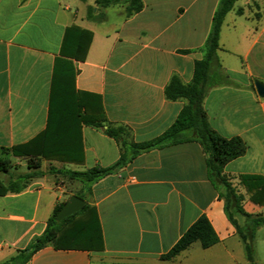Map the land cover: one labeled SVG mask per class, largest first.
Wrapping results in <instances>:
<instances>
[{"label":"crops","instance_id":"crops-1","mask_svg":"<svg viewBox=\"0 0 264 264\" xmlns=\"http://www.w3.org/2000/svg\"><path fill=\"white\" fill-rule=\"evenodd\" d=\"M142 3L130 17L121 2L92 20L93 0H0V159L13 165L0 171V264L44 232L55 206L74 194L66 185L82 188L63 172L107 168L121 158L116 172L83 186L102 249L46 246L24 264H247L222 188L210 180L207 155L191 131L146 151L131 149L162 136L186 105L166 99L165 89L173 76L191 82L218 0ZM219 47L229 82L211 87L203 107L212 130L244 143L245 153L223 174L243 196V211L264 216L239 179L264 178V97L255 88L264 84V0L235 1ZM85 113L104 117L102 127L81 123ZM107 127L122 130L120 139L106 135ZM30 141L40 154L37 170L27 157L4 151ZM201 217L217 242L202 248L196 241L162 261ZM255 240L264 245V227Z\"/></svg>","mask_w":264,"mask_h":264},{"label":"trees","instance_id":"trees-1","mask_svg":"<svg viewBox=\"0 0 264 264\" xmlns=\"http://www.w3.org/2000/svg\"><path fill=\"white\" fill-rule=\"evenodd\" d=\"M86 1V0H80ZM95 7H88L87 18L100 20L101 10L116 5L121 0H93ZM124 13L130 17L143 7V0H124ZM236 0H218L217 7L211 20V26L205 43L202 47L203 57L194 63L193 78L189 84H184L181 80L173 76L166 89L165 97L170 101L184 99L186 105L177 116L174 124L159 138L142 144H131L133 154L146 151L159 146L163 141L176 139L183 131L192 132L194 140L201 145L207 155V168L210 180L221 186L222 191L219 195L224 204V213L228 221L234 226L236 234L243 246L247 264H258L255 259L254 239L259 227H264V216L249 215L241 207L243 196L228 181L223 174L224 166L245 153L246 147L241 139H226L218 135L208 124L206 112L203 107L204 98L207 91L217 85L228 84L229 79L222 69L217 51L219 47L220 30L228 12L234 6ZM96 9V12H94ZM83 96L85 94L79 93ZM81 123H86L93 127L100 128L104 123V117L99 118L84 114L79 117ZM122 130L107 127L105 134L116 140L121 137ZM35 141V140H34ZM34 141L26 144L13 146L4 149L6 153L13 157H27L28 167L37 170L39 168L40 154L31 152L30 147ZM11 160L9 158L0 159V171L7 173L10 169ZM123 158L116 164L107 167H93L91 169L76 172L66 171L63 175L69 180L77 181L82 184L80 190L73 193L82 198L84 184H93L103 177L116 172L124 166ZM61 173V172H59ZM32 175L25 174L21 177L29 179ZM240 184L250 195L252 202L264 205V178L258 176H240ZM26 182H24L25 184ZM64 202L57 204L46 222L44 232L35 237L26 248L19 251L11 258L10 264H24L29 258L46 246H53L63 250H101L102 234L97 215L87 204L77 213L57 222L55 217L62 208ZM237 218H242L243 223L239 224ZM198 241L202 248H208L217 242V238L212 232L208 221L201 217L194 223L173 246V248L161 260H168L179 252L186 249L192 243Z\"/></svg>","mask_w":264,"mask_h":264},{"label":"water","instance_id":"water-1","mask_svg":"<svg viewBox=\"0 0 264 264\" xmlns=\"http://www.w3.org/2000/svg\"><path fill=\"white\" fill-rule=\"evenodd\" d=\"M255 88L257 94L260 97H264V84L260 82H255ZM85 205V201L76 196L75 194L71 195L66 202H64L62 208L57 213L55 220L60 222L61 220L79 212Z\"/></svg>","mask_w":264,"mask_h":264},{"label":"rangeland","instance_id":"rangeland-1","mask_svg":"<svg viewBox=\"0 0 264 264\" xmlns=\"http://www.w3.org/2000/svg\"><path fill=\"white\" fill-rule=\"evenodd\" d=\"M121 2L124 4L125 1L121 0ZM10 168H13L12 163L10 164ZM66 190L67 192H72V193L73 191H75L74 187L70 185H66ZM254 250H255V259L264 261V245H262L259 241L256 242L255 239H254Z\"/></svg>","mask_w":264,"mask_h":264}]
</instances>
